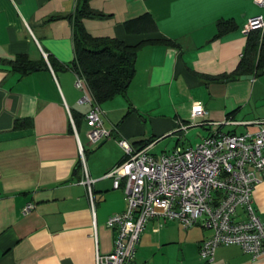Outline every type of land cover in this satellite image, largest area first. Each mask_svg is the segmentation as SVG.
Wrapping results in <instances>:
<instances>
[{"label": "crops", "instance_id": "1", "mask_svg": "<svg viewBox=\"0 0 264 264\" xmlns=\"http://www.w3.org/2000/svg\"><path fill=\"white\" fill-rule=\"evenodd\" d=\"M78 1L0 0V264H95L96 252L113 250L115 231L106 221L126 202L107 173L125 157L120 139L155 154L168 134L177 133L175 147H181L190 132L197 141L255 132L252 122L264 118V73L229 77L246 46L242 28L264 12L253 0H88L103 14L82 19L88 33L140 45L125 96L99 104L109 137L90 144L84 118L90 103L79 99L92 94L86 81L82 89L75 86L69 68L75 55L70 16ZM220 19L234 29L217 36ZM42 53L64 68L53 69ZM18 54L38 69L24 76L11 70L7 60ZM195 101L206 113L192 121ZM78 141L94 179V215L79 184ZM258 176L252 199L264 224ZM28 203L34 206L24 213ZM210 235L201 225L184 229L176 220L152 217L133 264H264L237 245L219 246L212 261H202L199 244Z\"/></svg>", "mask_w": 264, "mask_h": 264}, {"label": "built area", "instance_id": "2", "mask_svg": "<svg viewBox=\"0 0 264 264\" xmlns=\"http://www.w3.org/2000/svg\"><path fill=\"white\" fill-rule=\"evenodd\" d=\"M253 1L264 11V0ZM252 30L264 31V12L248 18L242 28L244 34ZM42 54L48 64L47 54ZM84 82L75 74L77 88L82 89ZM79 102L90 103L84 115L88 142L109 137L111 130L104 126L102 110L93 97L84 94ZM205 113L200 101L192 103V121ZM252 123L258 126L255 132L207 135L193 146H176L159 155L151 154L148 147L133 149L126 139H120L125 157L107 175L113 178L114 188L123 190L126 208L107 219V227L115 231L113 250L108 254L96 252L95 264H133L141 233L152 217L176 220L184 229L201 225L210 230L211 235L200 242L198 249L205 262L212 261L217 247L229 245L239 246L252 261L264 259V224L252 199L258 174L264 179V118ZM186 129L181 125V131ZM78 154L79 184L94 215V179L79 141ZM33 206L28 203L23 212Z\"/></svg>", "mask_w": 264, "mask_h": 264}, {"label": "trees", "instance_id": "3", "mask_svg": "<svg viewBox=\"0 0 264 264\" xmlns=\"http://www.w3.org/2000/svg\"><path fill=\"white\" fill-rule=\"evenodd\" d=\"M102 16V13L89 7L88 0H79L75 11L70 16L75 55L69 68L85 79L93 99L98 104L116 95L125 96L129 82L135 73V59L140 49V45H127L114 37L93 36L88 33L82 19ZM216 27L217 36L234 29L230 20L220 19ZM47 59L53 69L54 67L64 68L61 64H55L48 55ZM7 62L11 70L21 76L32 72L38 65L26 54H18ZM43 63L45 64V61ZM263 68L264 31L252 30L247 33L244 52L229 77L254 75ZM78 167L80 169L79 162Z\"/></svg>", "mask_w": 264, "mask_h": 264}, {"label": "rangeland", "instance_id": "4", "mask_svg": "<svg viewBox=\"0 0 264 264\" xmlns=\"http://www.w3.org/2000/svg\"><path fill=\"white\" fill-rule=\"evenodd\" d=\"M195 127H189L188 132L194 129ZM177 133H172L164 136L161 138L158 142V145L156 146L155 150L152 151L155 154H161L162 152H169L175 147V141L177 139ZM198 136L194 132H190L186 135H182V138H180L181 141V147H189L195 145L198 141ZM210 231V230H209ZM203 261V260H202Z\"/></svg>", "mask_w": 264, "mask_h": 264}, {"label": "water", "instance_id": "5", "mask_svg": "<svg viewBox=\"0 0 264 264\" xmlns=\"http://www.w3.org/2000/svg\"><path fill=\"white\" fill-rule=\"evenodd\" d=\"M44 67H45V66H42L41 68H44ZM36 69H38V68H36ZM263 73H264V68L261 69V70H259V71H257L256 74H257V75H261V74H263ZM253 76H254V75H252V74H251V75H242L241 78H242V79H244V78L252 79Z\"/></svg>", "mask_w": 264, "mask_h": 264}]
</instances>
